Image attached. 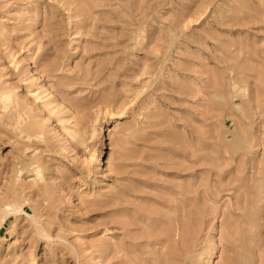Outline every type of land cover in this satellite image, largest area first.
<instances>
[{
  "label": "rangeland",
  "instance_id": "374dc122",
  "mask_svg": "<svg viewBox=\"0 0 264 264\" xmlns=\"http://www.w3.org/2000/svg\"><path fill=\"white\" fill-rule=\"evenodd\" d=\"M0 264H264V0H0Z\"/></svg>",
  "mask_w": 264,
  "mask_h": 264
},
{
  "label": "bare ground",
  "instance_id": "6f19581e",
  "mask_svg": "<svg viewBox=\"0 0 264 264\" xmlns=\"http://www.w3.org/2000/svg\"><path fill=\"white\" fill-rule=\"evenodd\" d=\"M97 131V130H96ZM170 217V216H169ZM177 223V225H178V222H176ZM172 227V226H171Z\"/></svg>",
  "mask_w": 264,
  "mask_h": 264
}]
</instances>
